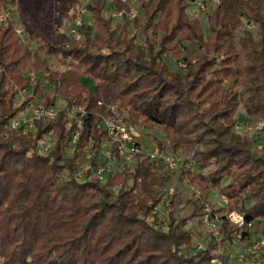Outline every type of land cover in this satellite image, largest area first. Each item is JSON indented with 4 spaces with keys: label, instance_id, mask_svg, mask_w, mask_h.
<instances>
[{
    "label": "trees",
    "instance_id": "1",
    "mask_svg": "<svg viewBox=\"0 0 264 264\" xmlns=\"http://www.w3.org/2000/svg\"><path fill=\"white\" fill-rule=\"evenodd\" d=\"M11 1L0 0V13ZM23 1L17 12L31 41H22L11 16L0 24V264H233L222 245L264 232V142L255 148L254 138L233 131L243 93L251 121L264 119V0H217L206 12L208 34L187 12L197 0H141L133 17L131 0L115 2L117 23L104 0H92L85 8L93 20H82L79 38L59 45L46 43L43 19ZM73 14L75 21L80 13ZM48 56H58L62 68L52 69ZM170 57L185 66L171 67ZM16 86L31 91L33 106H57L56 117L38 118L27 133L12 129L11 120L30 110ZM100 99L116 104L136 129L163 131L153 144L164 150L201 144L200 170L185 163L170 171L142 157L100 180L94 171L103 162L102 121L109 114ZM73 104L87 110L81 127L70 114ZM49 131L54 145L38 154ZM178 183L201 193L185 195ZM213 188L227 199L218 208L206 198ZM166 201L164 220L157 207ZM207 206L212 218L220 215L219 238L211 235L197 249L194 228L185 226L195 218L201 224ZM232 210L252 223L240 240L226 215ZM258 258L264 264V250Z\"/></svg>",
    "mask_w": 264,
    "mask_h": 264
},
{
    "label": "rangeland",
    "instance_id": "2",
    "mask_svg": "<svg viewBox=\"0 0 264 264\" xmlns=\"http://www.w3.org/2000/svg\"><path fill=\"white\" fill-rule=\"evenodd\" d=\"M92 0H80L81 6L78 8L75 5H71L70 0H24L25 2V9L28 12H34L36 16L39 17V19H43V27L41 29L43 35H47V39H50L51 43L53 45H59L66 42H69L70 39L76 38L78 39V36H74V33L71 32V28L76 26V20L74 21L73 18L75 17L73 12H79L82 15V20L85 23H89L93 20L92 13L87 11L85 6L91 2ZM105 1V8L108 16H112L114 18V22L117 23L120 21L121 12H119L116 9L115 2L122 3L128 0H104ZM132 2V8L134 11L141 14L140 4L141 0H131ZM217 4V0H197L189 3V6L187 8V12L189 15H191L193 18H197L201 21L203 31L205 34L209 33V24L206 17V12L210 11L215 5ZM18 0H15L14 2L11 1L8 3L7 11H9L10 16L16 20V26L18 28V31L22 34V41L30 42L31 37L28 33L24 31V27L21 24V17L19 16L17 9L18 8ZM84 9V12L82 10ZM5 11V10H4ZM40 31V30H39ZM134 32V31H133ZM142 40V37H138V41L140 42ZM36 41L32 43L33 48H38L40 46L39 42ZM41 43V42H40ZM49 58V65L52 69H61L62 65L56 58L58 56H48ZM169 61V65L175 69H179L178 64L180 63L179 60L176 61L174 58H166ZM83 83L88 87L96 90V84L94 80L89 76H84L82 78ZM246 94H242L243 101L239 104L237 117L239 118L238 123L235 125L233 131L241 136L248 137V138H254V146L255 148H260L261 145L264 142V128L257 129L255 125L258 122H264V119H260L258 121L252 122L251 119L247 115V110L245 106V98ZM241 126L238 127L237 126ZM250 127V128H249ZM138 132L140 133V141L144 146H152L154 137H157L158 139L164 138V132L160 130H154L149 127L146 128H140L137 127ZM203 150V146L201 144H197L192 149H185V150H179L176 151L177 154L187 159L185 163L193 164L194 170L199 171L200 169L196 166L197 159L195 158L200 151ZM190 157H193V161L189 162ZM214 163V159H212ZM183 163V165L185 164ZM182 165V166H183ZM178 170L177 172H179ZM209 169L203 170L204 173H207ZM178 173H176L177 176ZM228 180H225L224 183H227ZM179 189H181L185 195H189L191 193V190L194 188L196 191L199 192L197 194L201 193V189L195 185V184H180L178 183ZM207 200L212 203L217 208L224 204V198L219 192L217 188H213L211 192L206 195ZM157 210L160 212V214L165 217L168 216L167 212L169 208L167 205L163 202L160 205H158ZM188 213V210L184 209L181 211V215H185ZM217 218L215 219L217 225H219V213L216 214ZM188 229L194 228L195 236L193 238V246H204L206 243H208L210 235V229L206 224L203 222L197 223V218L190 220L186 226ZM264 237V232H258L254 231L252 234L251 239H248L247 241L243 243L233 242L230 244L222 245L221 250L225 253L227 258L233 263V264H241L242 262L246 261V257H242L243 249L247 245V243H250L255 238ZM202 249V248H197ZM196 249V250H197ZM264 250V249H263ZM256 262L259 261L258 256L256 257Z\"/></svg>",
    "mask_w": 264,
    "mask_h": 264
},
{
    "label": "built area",
    "instance_id": "3",
    "mask_svg": "<svg viewBox=\"0 0 264 264\" xmlns=\"http://www.w3.org/2000/svg\"><path fill=\"white\" fill-rule=\"evenodd\" d=\"M84 12V9L82 10ZM136 11L132 9L131 16H135ZM10 17L9 11H3L0 13V24L6 22ZM82 24V15L80 14L76 19V26L71 28V32L76 33L77 27ZM181 66H185L184 63H180ZM30 79L35 82L37 80V73L35 71L29 72ZM47 76V73L46 75ZM48 83V80L45 81ZM17 88V86H16ZM18 95L22 101L27 100L30 105V110L23 112L15 116L11 122L10 127L14 130H22L27 133L29 130L34 129L35 122L38 118L54 119L58 113L59 108L51 105L49 107L33 106V95L28 88H17ZM32 97V98H31ZM100 105H106L109 110V114L103 117L102 127L106 131V138L104 147L101 150V158L103 162L95 168V175L102 181H105L108 176L120 169L123 164H133L142 157H147L151 160H155L170 171L178 170L182 167L183 163L187 161L186 158L180 156L177 153H173L162 149L157 144H152L151 147L145 148L140 141V133L138 130L129 124L124 113H122L116 104L109 102L106 103L104 99L98 101ZM70 114L74 117V122L78 127L82 126L83 117L87 114V110L83 106L73 104L70 108ZM241 127L240 125L237 126ZM255 127L257 129L264 128V122H258ZM250 128V127H249ZM79 131L74 134L73 142L77 139ZM54 138L51 131L47 132L44 139L34 149L38 154H45L51 150L54 145ZM91 157V154L88 155ZM193 161V157H190L189 162ZM82 176V171L78 173ZM193 190L198 193L199 191ZM116 191V190H115ZM174 188H169V194H172ZM117 192V191H116ZM224 202L227 199L223 196ZM168 205V202H165ZM228 220L237 226V239L242 237V231L252 226L251 222H247L244 214L237 210L229 211L227 214ZM217 216V215H216ZM211 217L210 207H206V213L202 220L210 229V235L219 238V225H217L215 219L217 217ZM164 220L168 219V216L163 217ZM205 246V245H204ZM204 246H198V248H204ZM264 249V237L255 238L243 249L242 257H252L249 263L242 262L241 264H257L256 257ZM214 264H222L219 260L215 259Z\"/></svg>",
    "mask_w": 264,
    "mask_h": 264
},
{
    "label": "crops",
    "instance_id": "4",
    "mask_svg": "<svg viewBox=\"0 0 264 264\" xmlns=\"http://www.w3.org/2000/svg\"><path fill=\"white\" fill-rule=\"evenodd\" d=\"M144 146V145H143ZM145 148H149L150 146H144Z\"/></svg>",
    "mask_w": 264,
    "mask_h": 264
}]
</instances>
